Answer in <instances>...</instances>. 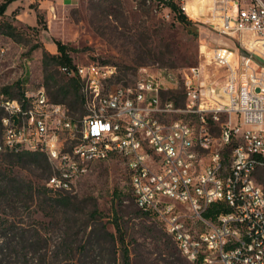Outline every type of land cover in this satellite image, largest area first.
Returning a JSON list of instances; mask_svg holds the SVG:
<instances>
[{
	"label": "built area",
	"instance_id": "1",
	"mask_svg": "<svg viewBox=\"0 0 264 264\" xmlns=\"http://www.w3.org/2000/svg\"><path fill=\"white\" fill-rule=\"evenodd\" d=\"M172 1L189 17L197 6ZM205 1L216 33L251 52L240 84L229 74L225 87L206 88L201 67L189 68L179 106L162 97L173 74L146 73L128 85L115 81L113 65L61 68L81 80L87 114L74 118L44 87L21 98L0 93V150L46 154L55 192L71 191L94 162L121 157L137 206L157 217L191 264H264V0ZM252 53L261 57L257 66ZM224 114L215 137L210 124ZM179 115L195 117L200 128ZM215 205L219 213L206 217Z\"/></svg>",
	"mask_w": 264,
	"mask_h": 264
},
{
	"label": "rangeland",
	"instance_id": "2",
	"mask_svg": "<svg viewBox=\"0 0 264 264\" xmlns=\"http://www.w3.org/2000/svg\"><path fill=\"white\" fill-rule=\"evenodd\" d=\"M46 1L50 4L52 0ZM195 1L199 4L202 0ZM206 3L203 8L207 14ZM30 4L40 6L38 0H16L8 7L9 20L16 12L22 15L24 19L14 23L27 35L17 43L0 34V93L5 87H11L12 96L20 91L33 93L40 87L48 93L47 84L52 92L57 91L66 76L57 66L44 74L42 62L44 49L58 54L55 41L69 47L76 66H116L117 83L133 84L146 73L162 78L173 74V80L164 79L167 90L162 97L179 106L184 103V73L189 68L200 66L205 87L213 82L219 90L226 86L229 74L241 83L240 67L251 55L239 42L221 37L207 20L186 14L192 24H181L165 5L166 0H76L71 6L56 9L57 16L51 15L47 22L48 30L39 35L28 30V13L33 14ZM36 44L39 48L30 51ZM252 55L251 65H259L261 57ZM74 116L79 118L81 113ZM177 117L191 121L196 128L201 126L195 117ZM227 120L224 114L210 124L215 137L220 136ZM2 136L0 127V144ZM52 174L51 164L28 156L8 157L0 150V264H22L18 258H35L31 264L37 258H47L48 264H112L116 258V264H123L119 244L114 247L113 242L119 239L117 225L129 250L130 264H191L157 217L143 214L137 206L123 158L94 162L68 192L50 191L47 180ZM258 178L264 179V167L259 169ZM9 180L31 183L32 196L6 197L3 187ZM62 198L67 200L57 201Z\"/></svg>",
	"mask_w": 264,
	"mask_h": 264
},
{
	"label": "trees",
	"instance_id": "3",
	"mask_svg": "<svg viewBox=\"0 0 264 264\" xmlns=\"http://www.w3.org/2000/svg\"><path fill=\"white\" fill-rule=\"evenodd\" d=\"M16 0H4L0 3V34L3 36H6L8 38H11L13 41L17 43H21L27 33L15 25L14 21L16 19L15 14L13 20H9L7 16V10L11 3H13ZM159 2H162L163 0H156ZM173 13L178 22L184 25H191L192 22L187 18L186 14L181 10V8L172 0H166L165 4ZM32 8L36 12L37 27H28V30L32 31L35 35H39L42 31L48 30L47 20L44 13H42L37 6H32ZM58 54H50L45 49L43 50V71L44 74H48L51 67L57 66L60 68H65L67 71L75 70L76 65L73 62V59L69 52V47L66 44H63L61 41H55ZM37 48H39V45H33L30 48V51H35ZM62 72V71H61ZM66 76V80L63 81L61 85L58 86L57 91L52 92L50 90L51 86L47 84V90L50 96V99L54 103H61L65 104L71 112V115L76 118L74 115L81 113V117L76 118L80 119L83 116L87 114L86 108H85V101L84 96L82 92V82L78 77H70L65 72H62ZM117 80H120V77H117ZM126 84V83H125ZM20 82L16 83V87H19ZM11 87H5L2 89V93L5 94L8 97L11 98H21L24 95V91H20L17 96H12L10 93ZM3 116V109L0 107V127L1 126V118ZM8 157H18L23 158L25 156L31 157L35 161H43L46 162L50 166V162L48 160V157L46 154L42 152H20V153H9L5 152ZM51 176V175H50ZM260 180V179H259ZM264 185V179L260 180ZM52 191V190H50ZM34 192V187L31 183L24 185L20 182H13L12 180H9L6 185L3 187V193H5L6 197L9 196H17L20 197L24 193H30L32 196ZM42 196L46 197V193H42ZM59 197L61 195L59 194ZM63 200H67V198H62L60 200H57L58 202H63ZM141 210V209H140ZM143 214L145 215H151L147 212H144L141 210ZM219 208L217 205L211 207L209 211L205 214L206 217L214 218L217 213H219ZM117 231L119 232V239L118 241H114V247L119 244V250L121 251L123 255V264H130V256H129V250L127 246L125 245V240L122 232L120 231L119 225H117ZM111 236V238H114V234L108 233ZM118 243V244H117ZM2 259V260H1ZM35 258H18L19 262L21 261L22 264H31ZM38 261L35 262V264H48L47 258H37ZM3 261V258H0V263ZM112 264H116V258H113ZM15 263V262H14ZM11 264V262L9 263Z\"/></svg>",
	"mask_w": 264,
	"mask_h": 264
},
{
	"label": "crops",
	"instance_id": "4",
	"mask_svg": "<svg viewBox=\"0 0 264 264\" xmlns=\"http://www.w3.org/2000/svg\"><path fill=\"white\" fill-rule=\"evenodd\" d=\"M16 1H14L13 3H15ZM38 2L40 3V6H37L38 9L45 14L46 16V20L47 22H49V17L51 15H56V9H59L61 6H71L73 5L76 0H52L50 4H47L46 0H38ZM12 3V4H13ZM30 7H32V4H30ZM31 12H33V14L31 15L30 13H28L29 16V20L27 22V24L29 25V27H37L38 26V22H37V17H36V12L33 8L30 9ZM13 14V12H12ZM15 17L16 19H18L19 21H22V19H24L22 17L21 14H18V12L15 13Z\"/></svg>",
	"mask_w": 264,
	"mask_h": 264
},
{
	"label": "bare ground",
	"instance_id": "5",
	"mask_svg": "<svg viewBox=\"0 0 264 264\" xmlns=\"http://www.w3.org/2000/svg\"><path fill=\"white\" fill-rule=\"evenodd\" d=\"M203 3H206L205 0H202L199 4L194 5L193 7H190L188 10V13L190 14V16L195 19V20H205V14L204 12V8H203ZM207 3H206V7H207ZM192 10H197L195 13H192ZM201 10V11H200Z\"/></svg>",
	"mask_w": 264,
	"mask_h": 264
}]
</instances>
